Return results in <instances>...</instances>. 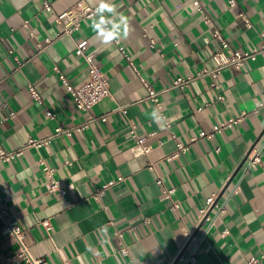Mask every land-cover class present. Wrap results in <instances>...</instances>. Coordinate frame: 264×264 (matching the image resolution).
Segmentation results:
<instances>
[{"label": "crops", "instance_id": "obj_1", "mask_svg": "<svg viewBox=\"0 0 264 264\" xmlns=\"http://www.w3.org/2000/svg\"><path fill=\"white\" fill-rule=\"evenodd\" d=\"M44 1L62 14L80 0H0L2 147L11 152L52 135L59 126L87 120L61 79L63 73L77 84L87 77L89 65L76 52L82 39L105 71L112 97L91 109L93 114L110 112L107 121L0 159V198L13 222L26 230L33 256L40 264H170L186 233L196 229L208 199L227 195L242 177L248 149L257 145L263 146L260 163L245 173L240 190L214 223L196 229L204 234L191 264H251L252 257L264 264V53L240 68L222 69L215 78L198 76L216 65L213 54L221 46L216 30L232 49L264 46V0H236L234 5L199 0L202 9L192 0H111L129 18L130 32L110 45L95 39L88 18L73 34L56 38L60 27ZM48 37L53 42L39 51L38 43ZM188 76L195 79L172 87L178 77ZM30 86L41 93L42 103ZM150 88L162 91L160 106L148 98ZM153 109L166 118L163 126L153 122ZM224 122L231 124L212 137L200 136ZM138 138L149 147L147 153L132 151ZM177 142L189 143L190 150L167 160ZM40 159L54 169L63 195L52 188ZM152 162L157 169L150 168ZM121 178L102 199L92 197ZM172 187L167 196L165 188ZM103 227L107 244L98 238ZM18 251L0 217V264ZM13 264L28 263L17 257Z\"/></svg>", "mask_w": 264, "mask_h": 264}, {"label": "built area", "instance_id": "obj_2", "mask_svg": "<svg viewBox=\"0 0 264 264\" xmlns=\"http://www.w3.org/2000/svg\"><path fill=\"white\" fill-rule=\"evenodd\" d=\"M195 4L199 6L200 9H202L201 5L199 4V0H192ZM236 4V0H231L230 5ZM44 6L45 8L50 11L51 13L55 14V21L57 25L60 27V31L57 33V37H60L62 35H71L75 31L80 29L81 26V21L84 18H89L91 15V12L94 11L95 6L90 5L87 3L85 0H80L74 7H72L70 10L62 13V14H56L51 3L48 1H44ZM242 16H245V14L242 12ZM28 24V21H25V25ZM251 25V23H249ZM33 35L34 33L31 32ZM215 37L220 40L221 46L220 48L214 52L213 58L216 62L215 67L213 68H207L204 69L203 71L198 73V76L204 75V74H210L214 78L217 77L218 73L229 66H234L237 68L242 67L245 62L251 58L253 55L257 53H264V46L260 49H254L252 51H241L237 49H232L229 45V43L222 37L221 32L219 30H216L215 32ZM54 38L48 37L46 38L45 43H38V48L39 51L47 49L48 45L53 42ZM116 43H119L120 40ZM154 42V41H153ZM87 45L88 41L86 39H82L76 43V52L78 55H81L86 62L89 65V73L85 79L80 81L77 84H73L69 78L65 74H61V79L63 80L64 84L66 85L67 91L71 93L73 96L74 102L78 106L79 109L82 111H85L87 115V120L82 122L81 124L75 125V126H59L55 129V132L43 139H31L28 143H26L22 148L13 150V151H8L2 147V144L0 142V159L3 160H9L17 155H20L25 147L28 145H36V146H42L45 145L47 142H50V140L53 137L60 136V135H71L75 130H81L90 125L91 123L100 120V121H107L109 113H104V114H93L91 112V109L94 106H97L103 99L106 97H112V91L110 87V82L108 77L106 76L105 71L103 68L99 67L94 59L93 55L90 53H87ZM123 50V49H122ZM18 63L21 65L22 62L17 59ZM195 79L194 76H188V77H178L174 83L172 84V87L180 86L183 87L187 83H189L191 80ZM215 81L212 82V85H215ZM31 94L33 98L40 103L43 102V97L41 93L36 90L34 87L30 86ZM162 91H157L152 88L149 89V95L148 98L151 100L155 101L159 106V94ZM219 98H222V96H219ZM261 106H264V101L261 103ZM116 110H120L122 112H126V107L125 106H118ZM47 112L51 117H54V113L49 110V107L47 108ZM232 122V121H230ZM220 123L218 125H215L213 131L211 132H206L202 131L200 136H208L212 137L215 131H220L224 127H227L231 123ZM167 126H170V123H167ZM132 132H135V129L132 128ZM199 136L193 137V141L197 140ZM143 139L137 140L136 144H134L131 149L134 152L135 155H141L145 154L149 151V147L143 145ZM177 147L176 150L167 155L166 159L167 160H172L174 158L180 157L181 155L187 153L190 150V144L189 143H183V142H177ZM263 146H253L248 149L245 157V162L246 165L243 168V174L240 179H238L232 187L229 189V192L227 195L221 199L220 195H213L211 196L207 203L206 206L204 207L202 211V215L199 219V222L197 224L196 229H198L200 226H204L205 224L214 223L215 218L219 213H221L227 206V203L230 199V197L238 192L240 190V183L241 179L244 177L245 173L248 172L250 169L256 167L260 161V152L262 150ZM40 164L43 165V169L45 174L47 175L48 179L51 182L52 188L56 189L59 195H63L64 190L63 188L59 185V182L55 179L54 177V169L50 167L49 165L46 164L45 159H40ZM150 168L152 169H157L155 162H152L149 164ZM123 180L122 178L120 180H112L104 187L103 189L97 190L95 193H93L92 197L95 199H102L105 190L108 186H113L117 184L119 181ZM159 183H163V179L160 176L158 179ZM175 190L174 187L172 188H165V193L167 196H170V194ZM0 217L3 219V221L7 224L8 229L12 233L13 237L17 241L19 245V251L16 255L10 256L7 258V261H5L2 264H13L14 260L17 257H24L25 260L27 261L28 264H40V260L36 259L33 254L31 253L30 247L28 244H26L25 238H26V230L20 226L19 224H16L12 220V216L8 209L6 208L4 202L0 198ZM45 227H49V221L45 220L43 222ZM196 229L192 231H188L186 233V238L174 258L172 259L170 264H191L197 259L198 255V249L200 247L201 241H202V233L199 235L196 232ZM207 229L204 228V232ZM204 234V233H203ZM194 241V244L189 247L187 250V247L189 246L190 242ZM124 253L128 252V248L124 247L122 249ZM260 261V258L258 257H252L249 261L251 264H258Z\"/></svg>", "mask_w": 264, "mask_h": 264}, {"label": "clouds", "instance_id": "obj_3", "mask_svg": "<svg viewBox=\"0 0 264 264\" xmlns=\"http://www.w3.org/2000/svg\"><path fill=\"white\" fill-rule=\"evenodd\" d=\"M89 27L95 33V39L105 45H110L113 41L126 39L130 32L129 18L118 11V6L111 0H97L94 11L89 16ZM153 122L163 126L165 117L158 109L151 112ZM99 239L101 244H107V228L99 229Z\"/></svg>", "mask_w": 264, "mask_h": 264}]
</instances>
